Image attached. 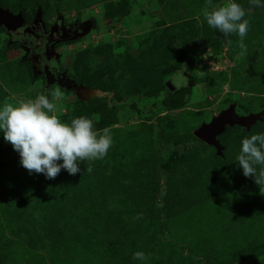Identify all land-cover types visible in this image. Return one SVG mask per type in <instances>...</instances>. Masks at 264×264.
<instances>
[{"label": "rangeland", "instance_id": "obj_1", "mask_svg": "<svg viewBox=\"0 0 264 264\" xmlns=\"http://www.w3.org/2000/svg\"><path fill=\"white\" fill-rule=\"evenodd\" d=\"M236 2L250 21L243 49L207 25L206 0H0L27 21L40 8L44 25H84L55 49L89 95L46 86L0 29V107L45 94L63 122L88 117L113 140L91 173L85 162L49 180L0 132V264H264V195L237 160L264 133V7ZM230 108L257 119L224 127L220 150L194 146Z\"/></svg>", "mask_w": 264, "mask_h": 264}, {"label": "clouds", "instance_id": "obj_2", "mask_svg": "<svg viewBox=\"0 0 264 264\" xmlns=\"http://www.w3.org/2000/svg\"><path fill=\"white\" fill-rule=\"evenodd\" d=\"M250 3L264 7L260 0ZM202 15L209 27L225 37L237 34L240 47L244 48L250 21L244 19L246 12L236 0H224L222 4L206 0ZM50 94L55 100L63 95L59 88ZM0 132L18 152L21 166L30 175L44 174L49 180L55 179L62 169L75 176L81 172L79 165L85 162L86 172L91 173V162L104 159L113 143L110 129L95 130L93 119L81 116L70 123L63 122L58 105L45 94L15 104L5 101L0 107ZM237 160L243 175L253 177L264 195V133L244 138ZM257 165L261 166L259 171ZM145 258L141 251L133 254L135 260Z\"/></svg>", "mask_w": 264, "mask_h": 264}, {"label": "flooded vegetation", "instance_id": "obj_3", "mask_svg": "<svg viewBox=\"0 0 264 264\" xmlns=\"http://www.w3.org/2000/svg\"><path fill=\"white\" fill-rule=\"evenodd\" d=\"M11 12L16 14L20 11ZM35 16L36 13L34 17L28 21L23 16L25 25L18 33H9L3 27L0 29L4 30L8 35L10 43L16 42L20 45L23 51V59L32 65L33 71L35 70L34 63L37 61L41 68L44 66L48 67L51 75L54 77V83L60 85L58 79L61 74L64 73L68 79H70V77L59 66L58 54L56 53L55 47L58 44L74 39L77 34L82 32L84 25L75 23L64 24L60 17H57L55 21L49 25H44L41 12V21L35 26ZM46 51L49 53L47 54Z\"/></svg>", "mask_w": 264, "mask_h": 264}, {"label": "water", "instance_id": "obj_4", "mask_svg": "<svg viewBox=\"0 0 264 264\" xmlns=\"http://www.w3.org/2000/svg\"><path fill=\"white\" fill-rule=\"evenodd\" d=\"M41 21V9L38 8L34 19V25H38ZM25 25V21L21 12L13 13L7 8L0 7V28L3 27L9 33H18ZM85 30H82V34ZM48 54L49 52L46 51ZM34 72L41 74L44 77V83L46 86L54 84V77L51 75L48 67L41 68L36 61L34 63ZM61 86L71 89L75 92L78 99L89 98V95L82 96V92L79 91V85L74 81L68 79L65 74H61L58 79ZM233 108L222 111L217 117L212 119L209 125H206L194 133V136L204 142L205 144H212L217 150H220L219 144L216 140V136L224 130L226 126H238L242 128H249L256 118L251 117H236L233 114Z\"/></svg>", "mask_w": 264, "mask_h": 264}, {"label": "trees", "instance_id": "obj_5", "mask_svg": "<svg viewBox=\"0 0 264 264\" xmlns=\"http://www.w3.org/2000/svg\"><path fill=\"white\" fill-rule=\"evenodd\" d=\"M19 10L15 11V12H18ZM196 145H201V146H204L205 143L200 141V140H197V139H194V146ZM161 164V161H158L157 163V168L159 169V165Z\"/></svg>", "mask_w": 264, "mask_h": 264}]
</instances>
